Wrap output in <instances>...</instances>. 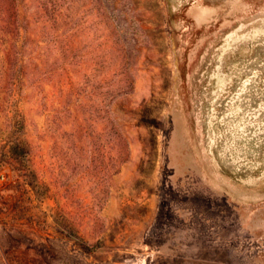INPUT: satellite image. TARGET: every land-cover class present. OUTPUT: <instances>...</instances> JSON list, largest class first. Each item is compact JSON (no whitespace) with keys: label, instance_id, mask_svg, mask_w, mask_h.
I'll use <instances>...</instances> for the list:
<instances>
[{"label":"rangeland","instance_id":"1","mask_svg":"<svg viewBox=\"0 0 264 264\" xmlns=\"http://www.w3.org/2000/svg\"><path fill=\"white\" fill-rule=\"evenodd\" d=\"M0 264H264V0H0Z\"/></svg>","mask_w":264,"mask_h":264},{"label":"built area","instance_id":"2","mask_svg":"<svg viewBox=\"0 0 264 264\" xmlns=\"http://www.w3.org/2000/svg\"><path fill=\"white\" fill-rule=\"evenodd\" d=\"M3 180H4V177H3V175L0 173V184L3 182Z\"/></svg>","mask_w":264,"mask_h":264}]
</instances>
